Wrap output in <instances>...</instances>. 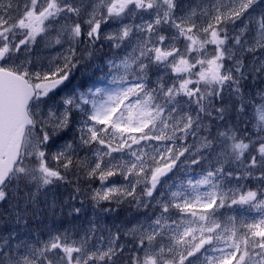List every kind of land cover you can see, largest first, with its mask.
Instances as JSON below:
<instances>
[{
	"label": "snow or ice",
	"instance_id": "1",
	"mask_svg": "<svg viewBox=\"0 0 264 264\" xmlns=\"http://www.w3.org/2000/svg\"><path fill=\"white\" fill-rule=\"evenodd\" d=\"M0 264H264V0H0Z\"/></svg>",
	"mask_w": 264,
	"mask_h": 264
}]
</instances>
